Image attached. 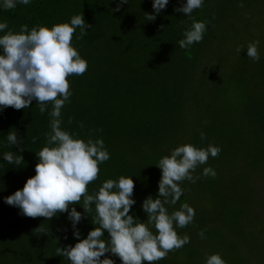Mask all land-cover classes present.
<instances>
[{
	"label": "trees",
	"instance_id": "1",
	"mask_svg": "<svg viewBox=\"0 0 264 264\" xmlns=\"http://www.w3.org/2000/svg\"><path fill=\"white\" fill-rule=\"evenodd\" d=\"M183 3L169 0L149 22L144 13L153 12L152 0H128L117 12V0H31L7 11L0 6V22L19 33L22 24L51 28L82 13L92 25L81 39L79 29L73 37L88 68L68 77L72 95L61 110L62 130L85 142L102 139L110 154L89 194L105 180L131 177L136 203L129 214L146 222L141 205L157 196L161 157L184 144L221 149L195 170L199 179L180 185V200L166 205L171 213L187 203L195 217L175 229L190 242L157 264H205L211 254L226 264H264V0H203L191 17L174 11ZM193 20L206 23L203 40L182 49L178 41ZM255 41L259 61L246 53ZM239 46L244 50L238 54ZM51 107L41 114L33 101L22 110H0V264H69L56 248L77 242L67 213L48 221L29 218L4 202L35 175V152L46 145ZM10 131L22 139L23 152L8 145ZM9 151L24 163L9 165L3 159ZM205 167L215 177L204 176ZM74 207L83 217L76 225L83 239L94 227V213L84 216L82 202Z\"/></svg>",
	"mask_w": 264,
	"mask_h": 264
},
{
	"label": "clouds",
	"instance_id": "2",
	"mask_svg": "<svg viewBox=\"0 0 264 264\" xmlns=\"http://www.w3.org/2000/svg\"><path fill=\"white\" fill-rule=\"evenodd\" d=\"M30 2L2 0L0 6L7 11L17 3L28 5ZM168 3L169 0H152L153 12L144 13L145 20L155 21ZM124 4L128 0H117L112 11H120ZM202 6L203 0H186L174 11L191 17ZM91 26L82 13L72 16L70 23L54 24L51 28L38 25L29 30L22 24L19 33L8 29L7 21L0 22V32L4 33L0 35V110L8 107L22 110L35 101L43 114L49 104L52 106L48 113L51 120L50 131L45 133L46 145L35 152V175L27 178L21 189L5 197L4 202L29 218L43 217L48 221L67 213L77 242L57 247L56 256L69 264H114L105 254L118 257L121 264H157L169 252L190 242L189 236H180L175 229L187 227L195 217V210L187 203L171 213L166 205H175L180 200L184 191L180 185L185 180L199 179L193 176L195 170L207 164L209 156L218 157L221 149L213 145L197 148L184 144L161 157L155 165L161 172L157 196H148L141 205L147 215L146 222L129 214L136 203L132 198L135 184L131 177L105 180L98 191L89 194L88 185L98 179L99 165L108 161L110 154L102 139L85 142L62 130L61 110L72 95L68 77L81 76L88 68L87 61L72 46L73 37L79 29L76 39H81ZM205 31V22L193 20L191 27L184 31V38L178 41L179 47L187 49L201 42ZM258 45L259 41H255L246 48L247 57L253 61L260 59ZM242 50L243 46L236 49L238 54ZM68 123H72L71 117ZM6 138L9 146H15L20 152L25 150L16 131L8 132ZM205 138L201 133V139ZM3 159L17 167L24 163L21 155L11 151L4 153ZM203 175L215 177L216 173L211 167H205ZM81 202L84 216L94 213L91 219L94 227L83 239L76 227L83 217L74 207ZM39 231L47 233L49 229L40 227ZM105 232L108 239L103 238ZM199 235L204 238L203 231ZM205 264L226 262L219 254H211L206 256Z\"/></svg>",
	"mask_w": 264,
	"mask_h": 264
}]
</instances>
